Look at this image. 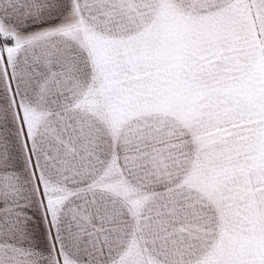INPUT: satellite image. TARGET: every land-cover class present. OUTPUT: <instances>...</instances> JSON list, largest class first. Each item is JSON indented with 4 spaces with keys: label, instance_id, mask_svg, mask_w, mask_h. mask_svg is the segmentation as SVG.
Returning a JSON list of instances; mask_svg holds the SVG:
<instances>
[{
    "label": "snow or ice",
    "instance_id": "1",
    "mask_svg": "<svg viewBox=\"0 0 264 264\" xmlns=\"http://www.w3.org/2000/svg\"><path fill=\"white\" fill-rule=\"evenodd\" d=\"M0 264H264V0H0Z\"/></svg>",
    "mask_w": 264,
    "mask_h": 264
}]
</instances>
